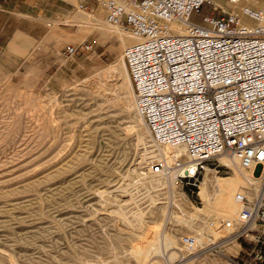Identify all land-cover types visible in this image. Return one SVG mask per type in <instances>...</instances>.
Masks as SVG:
<instances>
[{
  "label": "rangeland",
  "instance_id": "rangeland-1",
  "mask_svg": "<svg viewBox=\"0 0 264 264\" xmlns=\"http://www.w3.org/2000/svg\"><path fill=\"white\" fill-rule=\"evenodd\" d=\"M253 1L257 4H243L264 6V0ZM55 2L66 9L63 18L54 21L48 12L45 36L32 39L26 55L0 50V264H201V257L221 259L213 243L186 249L183 258L167 263L162 241L166 233L180 244L192 236L201 225L191 220L204 208V179L227 177L234 169L216 157L198 185L179 182L174 189L170 176L163 177V184L153 183L150 168L162 156L160 145L137 114L133 90L122 86L125 72L115 70L123 69L122 41L94 0ZM243 4L229 3L238 11ZM210 11L205 3L202 14ZM84 40L96 46L94 52L64 54L66 45ZM255 173L261 174V168ZM181 194L186 204L179 209L174 199ZM119 205L131 219L135 210H143L144 220L128 224L113 212ZM222 229L211 237L229 233ZM156 233L161 251L145 261L134 259L130 252L140 251ZM249 238L254 235L241 238L245 246L253 245ZM247 257L242 252L232 258Z\"/></svg>",
  "mask_w": 264,
  "mask_h": 264
},
{
  "label": "built area",
  "instance_id": "built-area-1",
  "mask_svg": "<svg viewBox=\"0 0 264 264\" xmlns=\"http://www.w3.org/2000/svg\"><path fill=\"white\" fill-rule=\"evenodd\" d=\"M94 1L107 22L136 38L124 50L136 110L152 139L170 149L169 158L161 156L151 165L152 172L198 185L202 171L219 154L263 172L264 7L225 10L215 0ZM205 3L211 11L202 14ZM177 22L188 23L186 33L175 31ZM95 47L84 40L66 45L64 54L94 52ZM236 199L244 203L242 223L214 243V250L247 238L254 224L264 226L263 187L254 203L244 193ZM183 239L193 246L191 235ZM253 241L249 257L232 258L231 264H264V238L254 235Z\"/></svg>",
  "mask_w": 264,
  "mask_h": 264
},
{
  "label": "bare ground",
  "instance_id": "bare-ground-1",
  "mask_svg": "<svg viewBox=\"0 0 264 264\" xmlns=\"http://www.w3.org/2000/svg\"><path fill=\"white\" fill-rule=\"evenodd\" d=\"M243 2L244 0H242V2L239 3L238 5L243 4ZM235 7L232 6L231 10H236ZM243 18H244V15H243ZM246 22L250 23L248 21ZM109 24L111 25V30L117 33V36L122 41L121 45L124 46L125 48L129 44L136 41V38L131 34L129 30L123 28L120 25L111 24V23ZM173 27L175 31L177 32L186 33L187 28H188V23L177 22L173 25ZM100 28L103 30V27H100ZM104 33L106 32L104 31ZM132 38L134 39L133 41H132ZM128 42H131V43L127 45ZM121 64H123V69L119 66L115 70L125 72V75L123 74L124 76L122 80V86L125 89L133 90L132 81H131V78L128 72L127 65L124 60V51H123V54L121 55ZM140 120L143 121V123H145L142 117L140 118ZM161 145L159 147V153L162 156H166V158L167 157L169 158L170 149L166 147V145H162V146ZM217 157L221 163L230 165L234 169V173L227 177H220L218 175H214L212 177L206 176L202 184V196L204 198V208H200V210L198 209L194 213V215H192V220H191L193 222L196 219L197 220L199 219L201 222V225H199V227L196 228L195 232H193L192 234V237L194 238V244L193 246L187 245L184 242L183 238H182L183 244H180L178 239L175 236H172L169 233H166L162 243H163V247L165 250L163 251L166 252L167 254L166 256L167 263H172L177 258H180V259L183 258L187 254L186 249L191 250L192 252L193 250H196V249L199 250L207 245L210 246V244H213L215 242L217 243L218 239H216V237H211L212 233L217 234L220 230H223L222 228H227V230L229 231L227 235H229L230 232H232L233 229L236 228V226L240 225L242 223L241 212L243 210L244 203L236 199V196L238 193L246 194L249 199H252V198L258 199L261 196V190H262V187L264 186V171L262 172L261 175L260 173L256 175L255 172L258 170V168H255L253 166L245 167L241 165V163L237 159H232L228 155H225V154H219V156ZM164 176H165L164 174L158 173V175H156L154 173V176L153 178H151V180L153 183L156 181V184H163ZM156 184H153V185H156ZM172 185L174 189L178 188L175 178L172 181ZM184 199H185L184 195L181 194L178 199L177 198L174 199V204L179 209H181L183 205L186 204V200ZM108 200L116 201L117 199L109 198ZM199 211H203L205 212V214H201ZM113 212L116 214V216H118L119 218H122L128 224L133 225V221L135 220H137L138 222H142L144 220L145 212L141 209H137L133 212L134 214L133 219H131L123 211L122 205H119V209L113 210ZM173 214L177 217L179 216L176 213V211H174ZM222 218H224L223 221H220V219ZM178 219L180 221L183 220V218H181L180 216L178 217ZM228 221H230L231 223L230 225L227 223ZM189 224H191L190 221H189ZM138 237H141V236L139 235ZM153 237L154 238L151 240H146L147 245L143 247L140 251L136 253L132 251L130 252V255L134 259H137V260L143 259V261H145L146 258H148L151 254L159 253L162 249V243L158 240L157 233L153 234ZM159 261H160L159 259L155 260V262H159ZM139 263L145 264V262H139Z\"/></svg>",
  "mask_w": 264,
  "mask_h": 264
},
{
  "label": "crops",
  "instance_id": "crops-1",
  "mask_svg": "<svg viewBox=\"0 0 264 264\" xmlns=\"http://www.w3.org/2000/svg\"><path fill=\"white\" fill-rule=\"evenodd\" d=\"M215 1L225 10L232 8L229 1L228 3H225V0ZM247 1L251 5L256 3L253 0ZM63 10H66L63 4L57 3L55 0H0V47L9 53L26 55V49L30 46L31 40L41 39L45 36L48 12H50V17L56 21L57 18H63L65 14ZM216 14H220V11H217ZM19 39H22V41H19ZM35 61L40 65V58L35 59ZM40 79L38 78V81ZM258 225L262 228L252 227L250 234L261 235L264 238V226ZM222 239L219 238L218 241ZM240 239H232L221 245L220 250H218L221 259L212 260L211 258L201 257L203 259L201 264H224L225 260L229 261L230 258L242 252L244 254L250 253V250L252 251L256 246L253 238H249V240H252L253 245L251 246H245L244 239Z\"/></svg>",
  "mask_w": 264,
  "mask_h": 264
}]
</instances>
